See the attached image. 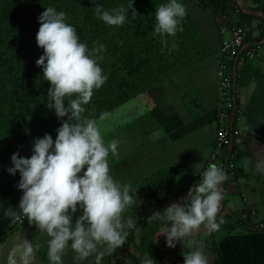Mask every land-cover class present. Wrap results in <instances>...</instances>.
Masks as SVG:
<instances>
[{
	"label": "clouds",
	"instance_id": "clouds-1",
	"mask_svg": "<svg viewBox=\"0 0 264 264\" xmlns=\"http://www.w3.org/2000/svg\"><path fill=\"white\" fill-rule=\"evenodd\" d=\"M92 2L96 4V0ZM129 8L132 19H136L133 0ZM127 11L123 6L107 11L97 4L95 16L108 26L119 27L125 24ZM186 15V7L178 0L159 4L152 34L161 37V43L167 46V37L183 31L181 24ZM38 19L36 40L43 55L36 64L42 67L43 78L51 85L47 107L55 110L62 126L57 129L55 141L49 134L36 138L30 158L21 157L19 152L11 156L14 166L8 172H19L18 188L23 195L19 210L9 207L4 215L12 225L27 220L46 234L49 264H63L69 247L76 261L94 255L95 264H101L105 255L125 244L126 228L134 227V223L125 219L124 213L137 199V190L131 184H122L111 175L108 158L119 154V141L113 139L106 144L97 120L84 115V106L108 79L98 62L103 59L106 45L97 41L89 49L80 42L77 29L66 22V14L53 7H47ZM171 47L178 46L173 41ZM250 130L247 124L241 125V132ZM244 168L248 169L247 160ZM256 171L264 173V158L256 160ZM228 179L223 167L210 164L186 197L148 217L149 224L160 223L155 242L163 236L169 248L182 244L191 249L182 253L184 264H208L203 245L196 237L202 228L212 234L224 224L219 214L223 183ZM81 210L73 223L74 215ZM39 248L38 243L18 237L8 251L6 264H36ZM142 264L152 262L145 260Z\"/></svg>",
	"mask_w": 264,
	"mask_h": 264
},
{
	"label": "crops",
	"instance_id": "crops-1",
	"mask_svg": "<svg viewBox=\"0 0 264 264\" xmlns=\"http://www.w3.org/2000/svg\"><path fill=\"white\" fill-rule=\"evenodd\" d=\"M238 1L247 12L256 15L255 20L259 21V25L262 14L253 11L256 6L243 0ZM210 44L211 49L196 63L175 72L163 83L126 102L127 106L123 109L131 116L126 121L127 125L125 123L126 127L122 121H118L119 112L113 118L115 121L98 122L100 128L101 125L110 126L109 133L102 132L106 144L113 139L119 141V154L108 158L113 178L122 184H131L135 189L155 173L173 172L174 179L164 186L170 193H174L169 205L187 196L192 182H196L203 171L216 140V61L221 44L218 35ZM261 44L262 56L259 59L244 61L238 66L239 119L235 122V127L241 129L242 124H247L251 130L242 132L240 139L236 141L240 149L238 174L235 179L223 184L224 195L219 215L223 220H231V223H242L241 218L248 213L249 208L255 212L253 220L256 223L264 222V173L256 171V160L264 158V40ZM245 160L248 161L247 170L244 168ZM8 178L9 173L0 170V218L7 226L11 225V221L4 215L5 209L11 207L19 210L23 195L18 188L20 180L9 184ZM129 213L131 214L130 208L124 213V218L131 219L134 226L140 224L141 230V221H144L142 214ZM81 214L82 210L74 215L73 223ZM146 226L144 222L143 233L146 234L149 230L158 232L160 223L157 221L149 230ZM220 230L223 232L220 243L224 246V257H220V264H264V234H258V231L247 233L237 230L229 233L222 228ZM203 232L202 228L196 238L208 245L215 233ZM153 235L156 236V233ZM22 236L40 245L36 264H49L48 237L27 221L13 234L0 238V264H6L9 249ZM160 238L163 241V260L171 250L176 254L191 250L185 249L182 244H177L174 249L169 248L165 238ZM68 250L69 254L72 250L70 247ZM62 259L65 264V258ZM69 259L75 260L73 257ZM215 261L211 264H215Z\"/></svg>",
	"mask_w": 264,
	"mask_h": 264
},
{
	"label": "trees",
	"instance_id": "trees-1",
	"mask_svg": "<svg viewBox=\"0 0 264 264\" xmlns=\"http://www.w3.org/2000/svg\"><path fill=\"white\" fill-rule=\"evenodd\" d=\"M167 2L168 0H133V7L138 16L132 19V9L129 8L131 0H96V4L92 0L0 1V66L9 75L12 86L9 122L15 127V132L0 136V170L8 172V168L14 166L11 156L16 152L25 158H30L33 154L34 143H29L23 127L25 120H30L34 133H38L41 128L45 134L51 135L54 141L58 135L57 129L62 126V120L56 116L55 110L47 107V92L51 85L44 80L42 67L36 64L43 55V49L38 46L36 40L40 27L38 17L46 8L53 7L58 12H64L66 22L77 29L80 42L85 43L89 49L93 48L94 42L97 41L106 45V51L101 54L103 59L98 62L108 79L100 89L94 91L90 103L84 106V115L97 120L163 83L175 72L193 65L207 54L205 51H196L193 56L192 48H183L172 37H167L168 44L165 46L161 43V37L152 34L157 6ZM178 2L181 3L180 0ZM119 3L128 10L124 25L108 26L96 18L97 4L107 11H112L120 7L116 6ZM232 3V0H223V3L218 4L217 10L215 9V14L233 10ZM253 11L262 14L259 17L261 23L256 27L251 24V21L257 18L256 15L241 12L236 16L248 26V42L264 38V4L255 7ZM177 33L180 34L179 31ZM173 41L178 46L176 49L171 47ZM64 120H67V117ZM45 134L41 137L34 134L33 141L43 138ZM172 174L173 172L169 171L155 173L142 181V185L147 184L145 189H149L150 197L153 198L157 190L164 189L169 183ZM20 178L19 172L15 175L9 173L7 183H16ZM227 182L228 180L225 185ZM221 228L229 233L237 230L255 232L251 226L239 221L223 224ZM145 235L147 236L143 235L141 242L147 243L145 246L155 247L152 242L153 235H148V232ZM133 236L132 230L128 235L130 241ZM151 252L153 257L155 251L152 249ZM162 255L159 264L163 260L164 254ZM219 256L218 252L215 264H220Z\"/></svg>",
	"mask_w": 264,
	"mask_h": 264
},
{
	"label": "rangeland",
	"instance_id": "rangeland-1",
	"mask_svg": "<svg viewBox=\"0 0 264 264\" xmlns=\"http://www.w3.org/2000/svg\"><path fill=\"white\" fill-rule=\"evenodd\" d=\"M1 1V0H0ZM181 3L186 7L187 15L183 19L181 27L183 28V31H179L175 37H172L175 39L178 44H181L183 48L191 49V54L195 56L196 51H205V54L208 52L209 48L211 49V42L217 37H219L220 42H222V37L220 35L219 26H218V17L217 14H215V9L217 8L218 4L221 2L223 3V0H180ZM234 1V0H232ZM245 3L250 2L252 6L259 7L258 5L263 6L264 0H243ZM116 6H120V3ZM255 8V7H254ZM217 10V9H216ZM255 12V11H254ZM250 13V12H249ZM256 13V12H255ZM252 14V13H251ZM258 20L251 21V24L256 27L258 24ZM181 36V38L179 37ZM220 48V47H219ZM184 53L183 50H179ZM141 93L140 95H142ZM13 97L12 95V86L10 85L9 75L3 70V68L0 66V136H8L9 134L15 132V127L12 125L10 120V98ZM125 105L123 104L120 108L113 111L112 113H109L101 118L97 119V122H103L102 120H105L107 123H110V120L113 119L116 115V112L118 113V121H122L124 124V127H126L130 114L126 113ZM131 117V116H130ZM126 123V125H125ZM23 127L26 132V136L28 138L29 143L32 145L34 143L33 137L34 134L36 136H43L45 134L44 131L39 128L38 133H34V128L30 122L29 119L25 120L23 122ZM105 127V125H101V128ZM100 128V129H101ZM104 129V130H103ZM101 132L109 133L110 126L107 124L105 128H103ZM128 129V127H127ZM111 155V154H110ZM109 155V157H110ZM112 156V155H111ZM114 158V156H112ZM205 166V164H204ZM175 175L170 176V180L174 179ZM168 180V179H167ZM198 181V179L196 180ZM171 183V181H169ZM195 182H192L191 186H193ZM159 184V183H157ZM147 184L145 185H139L134 190H137L136 193V202L135 205L129 207L130 208V215L134 214H142L143 220L141 221V230L138 225H135L131 228H126L127 231V237L125 244L117 249L113 254L111 255H105L102 258L101 264H142L145 260H150L152 264H159L158 261L160 260V256H163L164 254L162 251L163 249V241L159 237L158 242H155V233H157L154 230H149V228L154 227V224L156 225L157 221H153L151 224H148L147 218L150 217L154 212L160 211L161 209H164L169 206V201L171 198L174 197L173 192H169V189L166 187L164 189L157 190V194L153 196V198L150 197L151 192L149 189H145ZM156 189V188H155ZM188 189V188H187ZM190 189V188H189ZM188 191V190H187ZM140 217V216H139ZM138 217V218H139ZM224 224L231 223V220H225ZM144 222L147 224V230L148 235H153V245L152 246H145L144 242L142 241V236H147L143 233L142 226L144 225ZM145 227V228H146ZM134 231L133 240L130 241L128 238V235L130 231ZM207 233L205 230L203 232ZM258 234H263L261 232H257ZM209 234V233H208ZM221 237H223V232L221 230L218 233H215L212 242L209 240L208 245L202 244L204 248V253L207 257L208 264H211L213 260H216L218 257V252L220 254V257H224L223 252V245L220 243ZM206 241V240H204ZM143 244V245H142ZM151 245V244H150ZM149 248V249H148ZM153 249L155 252H153L155 255L151 256V250ZM103 250V249H100ZM69 251V250H68ZM67 253L63 256L65 258L66 262L65 264H95V256H90L87 260L82 261L78 263V261L74 262L73 260L69 258H74L75 253L71 252ZM68 256V257H67ZM150 258V259H149ZM181 260V261H180ZM184 260L183 255L181 253L174 252V250H171V252L166 253V259L163 260L162 264H184L182 262ZM223 264H226L225 262H222Z\"/></svg>",
	"mask_w": 264,
	"mask_h": 264
},
{
	"label": "built area",
	"instance_id": "built-area-1",
	"mask_svg": "<svg viewBox=\"0 0 264 264\" xmlns=\"http://www.w3.org/2000/svg\"><path fill=\"white\" fill-rule=\"evenodd\" d=\"M232 8L231 11L226 10L217 13L222 42L216 61V140L210 157L206 161L198 181L194 184L199 183L202 173L207 170L210 164L214 163L223 167L229 177L228 181L235 179L240 168V149L236 145V141L240 139L242 132L235 127V122L239 119V110L236 103L237 81L240 77L238 66L244 61L257 60L262 56L261 43L264 38L260 41L248 42V26L245 22H240L236 16L241 12L250 13L244 9L242 3L238 0L233 1ZM254 215V210L249 208L248 213L241 218L242 223L251 226L254 231L264 232V222L256 223L253 220ZM23 224L17 223L7 226L0 218V238L13 234Z\"/></svg>",
	"mask_w": 264,
	"mask_h": 264
},
{
	"label": "water",
	"instance_id": "water-1",
	"mask_svg": "<svg viewBox=\"0 0 264 264\" xmlns=\"http://www.w3.org/2000/svg\"><path fill=\"white\" fill-rule=\"evenodd\" d=\"M237 101V100H236ZM237 103V102H236ZM224 184V183H223Z\"/></svg>",
	"mask_w": 264,
	"mask_h": 264
}]
</instances>
